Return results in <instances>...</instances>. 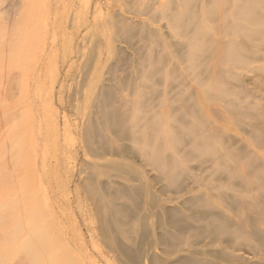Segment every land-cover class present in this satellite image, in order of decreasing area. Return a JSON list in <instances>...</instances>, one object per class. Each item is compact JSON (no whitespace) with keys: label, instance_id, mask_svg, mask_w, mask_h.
<instances>
[{"label":"rangeland","instance_id":"rangeland-1","mask_svg":"<svg viewBox=\"0 0 264 264\" xmlns=\"http://www.w3.org/2000/svg\"><path fill=\"white\" fill-rule=\"evenodd\" d=\"M5 186L0 264H264V0H0Z\"/></svg>","mask_w":264,"mask_h":264},{"label":"bare ground","instance_id":"bare-ground-1","mask_svg":"<svg viewBox=\"0 0 264 264\" xmlns=\"http://www.w3.org/2000/svg\"><path fill=\"white\" fill-rule=\"evenodd\" d=\"M23 148H24V146H23ZM26 148H27V147H26ZM29 149H30V147H29ZM29 162H31V161H29ZM30 166H31V164H30ZM31 167H32V166H31ZM32 173H33V172H32ZM33 175H34V173H33ZM7 183H9V182H7ZM7 183H6V186L8 185ZM11 184H12V183H11ZM19 184H20V182L18 183V187H20ZM12 185H13V184H12ZM2 186H3V185H2ZM6 186H5L6 189H5V188H3L4 190H1V189H0V201H1L0 203H2V202L4 201L2 198H4L5 196L8 197V195H11V194H12V190H11L12 187H6ZM9 186H11V185L9 184ZM14 186H17V185H14ZM22 186H24V185H22ZM3 187H4V186H3ZM0 188H1V187H0ZM20 189H21V188H20ZM21 190H22V189H21ZM24 190H25V189H24ZM22 192H23V191H22ZM24 192H25V191H24ZM24 192H23V193H24ZM26 193H27V192H26ZM26 193H24L25 196H26ZM22 195H23V194H22ZM15 196H16V193H15ZM20 196H21V195H20ZM18 197H19V196H18ZM21 197H22V196H21ZM21 197H20V199H19V198H18V199L16 198V200H17L16 202H17L18 204H19V202H20V203H23V202H24V201H22ZM26 197H27V196H26ZM23 198H25V197H23ZM27 198H28V197H27ZM37 198H38V197H37ZM40 199H41V198H40ZM42 199H43V198H42ZM26 200H27V199H26ZM40 201H41V200H40ZM40 201H39V202H40ZM25 202H26V201H25ZM25 202H24V203H25ZM33 202H36V201H33ZM4 203H5V201H4ZM13 203H14V201H13ZM43 203H44V202H43ZM40 204H42V203H40ZM45 204H46V202H45ZM19 205H20V204H19ZM46 205H47V204H46ZM28 206H29V205H28ZM42 206H43V205H42ZM1 207H2V206H1ZM37 208H38V207H37ZM37 208H36V209H37ZM45 208H46V206H45ZM40 209H41V206H40ZM27 210H28V209H27ZM25 211H26V210H25ZM40 211H41V210H40ZM32 212H33V211H32ZM36 212H37V211H36ZM37 213H38V212H37ZM39 213H40V212H39ZM15 214H16V213H15ZM26 214H28V213H26ZM29 214H30V213H29ZM29 214H28V216H29ZM17 216H18V214H17ZM41 216H42V214H41ZM15 217H16V216H15ZM30 217H31V216H30ZM35 217H36V216H35ZM6 219H7V218H6ZM7 220H8V219H7ZM40 220H41V219H40ZM40 220H39V222H40ZM12 221H13V220H12ZM12 221H11V223H12ZM31 221H33V219H32ZM14 222H16V221H14ZM33 222H34V221H33ZM33 222H31V223H33ZM31 223H30V226H32ZM1 225H2V224H1ZM4 226H5V225H4ZM36 226H37V225L35 224V227H34L35 229H37ZM51 226H52V225H51ZM37 227L40 228L39 226H37ZM53 227H54V226H53ZM34 228H33V230H34ZM49 228H50V227H49ZM2 229H3V228H2ZM50 229H51V228H50ZM31 230H32V229H31ZM40 230H42V228L39 229V231H40ZM43 230H44V229H43ZM5 231H6V230H5ZM44 231H45V230H44ZM28 232H32V231H29V229H28ZM54 233H55V232H54ZM19 234H20V233H19ZM19 234H18V235H19ZM24 234H26V232H25V233H22V236H24ZM49 234H50V233H49ZM31 236H32V235H31ZM15 237H16V236H15ZM17 237H18V236H17ZM25 237H26V236H25ZM18 238H19V237H18ZM20 238H21V237H20ZM27 238H28V236H27ZM47 238H48V237H47ZM47 238H46V239L44 238V239H45V244H44V242H43V244L45 245V247H46V251H47V256H46V257L48 258V257L50 256L49 258L51 259V258H52L51 256H55L56 254L54 255V253L52 254V253L49 252L50 250H52V248H53L54 245L52 244V240H51V239H47ZM28 239H30V238H28ZM24 240H25V239H24ZM26 240H27V239H26ZM20 241H21V239H20ZM27 241H28V240H27ZM13 242H14V241H13ZM25 242H26V241H25ZM0 243H1V242H0ZM18 243H19V240H18L17 244H18ZM23 243H24V242H23ZM8 246H9V245H8ZM14 246H15V245H14ZM22 246H23V245H22ZM24 246H25V245H24ZM42 246H43V245H42ZM12 248H13V247H12ZM42 248H43V247H42ZM42 248H41V249H42ZM9 249H10V246H9V247L6 246L4 249H3V248H0V259L2 258V255H3V254L8 253V252H6V251L9 250ZM41 249H40V250H41ZM44 249H45V248H43L42 251H43ZM11 250H12V249H11ZM14 250H16V246H15ZM14 250H13V251H14ZM4 251H5L6 253H5ZM46 251L44 250V253H46ZM9 253H10V252H9ZM11 253H12V252H11ZM39 253H40V252H39ZM41 254H42V253H41ZM7 255H8V254H7ZM8 256H9V255H8ZM38 256H41V258H42V255H38ZM43 256H44V255H43ZM35 257H37V256H35ZM35 257H34V258H35ZM3 258H4V257H3ZM7 258H9V257H7ZM41 258H39L38 260L43 261V260L45 259V257H44V259L42 258V260H41ZM52 259H53V258H52ZM4 260H5V259H4ZM6 260H7V259H6ZM36 260H37V259H36ZM33 261H35V260H33ZM40 261H39V264L41 263ZM33 263H34V262H33ZM36 263H37V262H36Z\"/></svg>","mask_w":264,"mask_h":264}]
</instances>
